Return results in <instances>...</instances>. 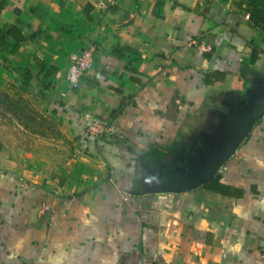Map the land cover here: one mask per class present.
Masks as SVG:
<instances>
[{
	"label": "crops",
	"instance_id": "1",
	"mask_svg": "<svg viewBox=\"0 0 264 264\" xmlns=\"http://www.w3.org/2000/svg\"><path fill=\"white\" fill-rule=\"evenodd\" d=\"M246 13L234 0H0V59L74 146L50 175L0 147V264H264V115L214 175L220 190L204 187L213 177L145 191L262 94L264 34ZM89 44L94 64L69 88Z\"/></svg>",
	"mask_w": 264,
	"mask_h": 264
},
{
	"label": "rangeland",
	"instance_id": "2",
	"mask_svg": "<svg viewBox=\"0 0 264 264\" xmlns=\"http://www.w3.org/2000/svg\"><path fill=\"white\" fill-rule=\"evenodd\" d=\"M264 34V0H234ZM11 63L0 59V142L21 164L50 175L74 152L61 118L48 109L36 87L21 81Z\"/></svg>",
	"mask_w": 264,
	"mask_h": 264
},
{
	"label": "water",
	"instance_id": "3",
	"mask_svg": "<svg viewBox=\"0 0 264 264\" xmlns=\"http://www.w3.org/2000/svg\"><path fill=\"white\" fill-rule=\"evenodd\" d=\"M264 115V88L241 112L236 111L226 130L218 134L214 144L195 164L173 171L163 179L154 180L148 192H182L210 181L219 167L234 153L237 146L251 130L255 122ZM140 193V192H137Z\"/></svg>",
	"mask_w": 264,
	"mask_h": 264
},
{
	"label": "built area",
	"instance_id": "4",
	"mask_svg": "<svg viewBox=\"0 0 264 264\" xmlns=\"http://www.w3.org/2000/svg\"><path fill=\"white\" fill-rule=\"evenodd\" d=\"M95 7L100 9H105L108 7L111 0H90ZM245 17H249V13L245 14ZM98 51V46L96 44H89L85 48L81 49L78 54L72 59L69 67L64 72V80L69 88H77L80 86L81 78L85 71L91 68L94 64L95 57ZM87 131L96 136L103 135L102 124H89L85 125ZM28 264V263H21Z\"/></svg>",
	"mask_w": 264,
	"mask_h": 264
},
{
	"label": "trees",
	"instance_id": "5",
	"mask_svg": "<svg viewBox=\"0 0 264 264\" xmlns=\"http://www.w3.org/2000/svg\"><path fill=\"white\" fill-rule=\"evenodd\" d=\"M1 146L2 145L0 143V147ZM220 186H221V184L219 183V176H215L210 182L204 184V187L210 188V189H213V190H217V189L220 190Z\"/></svg>",
	"mask_w": 264,
	"mask_h": 264
}]
</instances>
